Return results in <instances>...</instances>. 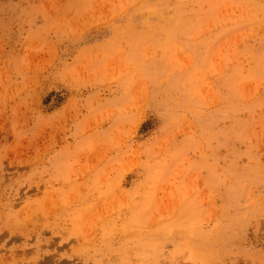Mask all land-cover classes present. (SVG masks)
I'll return each mask as SVG.
<instances>
[{"label":"rangeland","instance_id":"1","mask_svg":"<svg viewBox=\"0 0 264 264\" xmlns=\"http://www.w3.org/2000/svg\"><path fill=\"white\" fill-rule=\"evenodd\" d=\"M0 264H264V0H0Z\"/></svg>","mask_w":264,"mask_h":264}]
</instances>
